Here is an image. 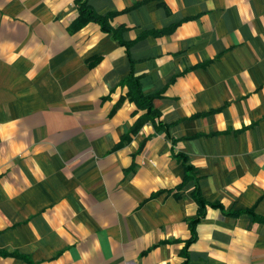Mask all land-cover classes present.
<instances>
[{
    "label": "crops",
    "instance_id": "obj_1",
    "mask_svg": "<svg viewBox=\"0 0 264 264\" xmlns=\"http://www.w3.org/2000/svg\"><path fill=\"white\" fill-rule=\"evenodd\" d=\"M87 2L0 0V264H264V0Z\"/></svg>",
    "mask_w": 264,
    "mask_h": 264
},
{
    "label": "trees",
    "instance_id": "obj_2",
    "mask_svg": "<svg viewBox=\"0 0 264 264\" xmlns=\"http://www.w3.org/2000/svg\"><path fill=\"white\" fill-rule=\"evenodd\" d=\"M76 5L79 11V17L77 18V20L75 21L73 27L75 29H80L81 27H83L86 23L88 22H96L98 24L101 25L103 31L109 32L111 31V28L108 26L106 20L104 18H100L97 14H95V12L92 10V8L89 7L87 0H76ZM129 83V85H132V81L130 82V80L127 81ZM133 90L134 92H132L131 89V93L132 96L138 101V102H142V106H146L148 107L147 109L149 110V112H152V107L150 105V101L151 98H142L140 92L138 91V87L136 82L133 83ZM142 99V100H141ZM204 209H205V202L202 201L201 205H200V215H199V219H201L204 215ZM197 221H194L192 223V233L194 234L195 230H194V224H196ZM195 240V237L193 235V238L191 239V241H189V244L191 242H193Z\"/></svg>",
    "mask_w": 264,
    "mask_h": 264
}]
</instances>
